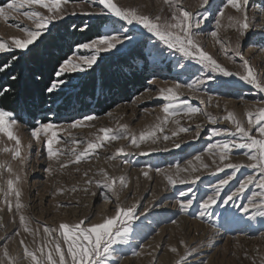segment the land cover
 Returning a JSON list of instances; mask_svg holds the SVG:
<instances>
[{"label":"rangeland","instance_id":"obj_1","mask_svg":"<svg viewBox=\"0 0 264 264\" xmlns=\"http://www.w3.org/2000/svg\"><path fill=\"white\" fill-rule=\"evenodd\" d=\"M9 2L10 0H0V6L6 7ZM114 2L121 7L135 8L138 12L151 17L170 15L164 0H114ZM181 3L194 15L207 18L200 31L210 33L212 30H217L220 40L232 46L239 43L244 57L260 79L264 80V0H249L247 15L250 28L244 36H239L237 28L231 26L227 19L228 16H239L234 9H225V17H219L218 11L222 0H208L203 6L201 0H181ZM34 7L42 15L48 14L46 9ZM101 7L93 0H69L68 3L61 5L63 18L53 20L48 26V32L43 33L29 46V49L0 53V56L14 54L16 57L25 58V54L31 49L41 48L45 39L51 37L62 25L69 23L70 29H77L78 33H86L88 30L91 32L87 38L79 37L73 40L71 50L61 63L69 59L74 64H83L81 56L97 55V61L91 69L85 72L65 73L61 78L68 80L69 84L62 86V90L47 92V95H56L53 103L49 101L51 96L43 107L47 110L51 109L48 110L49 112L39 114L35 119L28 117L24 120L26 119L24 118V121L13 116L16 124L12 130L21 139L22 155L29 153L28 161L24 166L26 175L20 185L21 202L24 205L21 212L30 219L33 229L39 228L40 234L35 237L36 242L33 243V236L19 228V214L15 213L14 205L13 212L7 211L4 192L0 191V209H3L0 211V237H5L0 240V249L7 244L10 254L19 258L20 264H31V261L23 256V247L19 245L21 239L25 240L30 250H35L43 242L44 226L58 227L64 222L76 224L80 220H85L87 224L89 219L92 223H100L103 219L115 215L116 195H118V202L122 206L138 205L136 212L139 219L133 222L129 243L114 246L115 256L118 259H113L109 264H264V218L257 216L255 219H249L255 209L249 206L247 213L243 210V206L247 205L246 197L258 189L249 186L242 196L234 197L227 204L223 203L243 179L249 174H255L251 168H241L229 184L223 186L217 202L201 216V212L204 211L201 208L202 203L214 193L215 186L220 180L232 173V169L228 168L223 172H217L218 166H221L219 156H211L206 151L207 144L225 138L214 137L210 140L211 130L232 129L231 122L223 120L228 112L234 113L246 122L248 111L264 108V94L240 81L236 76L224 77L201 67L194 61L187 60L180 53L156 41L142 29L137 34L136 42L132 45L120 46L118 51L97 53L94 50L78 49L77 45L121 27L122 22L116 18L97 14ZM27 10L30 9L23 8L21 13ZM73 12L76 14L73 15ZM85 12L92 14L84 15ZM217 19L221 20V27L218 29ZM17 23L21 27L35 28L31 20L23 15L7 22L0 18V40L10 42L13 37L25 38L20 30L9 27V24ZM85 24L88 27L80 31ZM61 33L56 37L60 38V43L65 41L66 44L68 39ZM200 40L204 50L222 67L234 72L243 71L239 58L229 59L220 49L215 38L204 35ZM150 51L153 55H149ZM130 55L142 58L147 66L146 77L141 84L129 90L124 97H116V92L108 94L112 99L110 103H105L104 107H98L94 98L88 101V106L82 110L76 97L82 82L97 76L98 69L110 75L112 69H118L120 66L118 62L122 58H131ZM13 61L16 59L11 58L10 67ZM139 61L140 59L130 62V67L137 65L138 70L143 72L144 64ZM56 79L54 75L53 81ZM197 80H204L205 83L200 85L198 90L195 86L188 87ZM177 84L181 85L178 89L175 88ZM161 88H173L180 102H187L201 111L195 114L181 113L176 117L169 115L167 123L163 126L164 131L157 132L155 143L148 139L137 148L131 144V135L128 138L108 140L89 152L78 164L68 163L67 167L61 168L62 163L73 159V149L80 154L84 152L89 142H96V136L103 135L99 131L101 128H110L118 132L121 126L127 125L128 132L138 138L142 132L150 130L163 120L166 115L163 112V105L166 102L159 99ZM98 94L100 90L97 87L94 90L95 97ZM69 95L72 96L68 102H65V97ZM60 105L59 112L57 106ZM204 112L209 113L217 122L212 124L209 116H205ZM88 114H94L98 119L85 121L77 128L54 129L60 139V143L53 145L55 149L60 150L58 159L48 160L43 136L40 142L31 137L30 130L36 126V121L68 125ZM5 123H9L8 118H5ZM197 125L200 126L198 137ZM180 127L190 130L173 136L172 133L178 131ZM164 135H168L170 139L164 140ZM72 138L77 142L73 143ZM177 143L180 144L179 148L175 147ZM12 146L14 141H8L7 137L0 133V149ZM119 149H124L130 155L109 159ZM142 150H150L151 154L139 156ZM37 152L40 153L39 156L36 155ZM242 152L243 150H234L225 163L244 165L251 163L247 157L240 154ZM197 155L201 156V161L195 160ZM122 160H127L129 163H122ZM213 160L216 162L213 163ZM0 163L10 164L14 171L20 170L19 161L14 160L11 153L0 151ZM203 164H207L208 167L204 168ZM49 165L53 169L51 174L45 171ZM148 166L153 170L149 171V177L145 178L142 170H147ZM193 167L197 170L193 171ZM156 168L165 169L166 174H157L154 171ZM104 173L117 179L114 185L115 193L107 192L97 186L104 182ZM8 175L6 171L3 172L4 178L0 179V188L6 189ZM167 176H171L175 184H170ZM120 177L125 178L127 187H122L118 183ZM195 177L199 179L194 184L180 183L181 180ZM89 180L92 183H88ZM181 192L186 195L181 196ZM105 195L109 199L105 200ZM190 196H194L193 204L186 212H181L180 203L186 202ZM173 220L175 223H172ZM16 231H20L21 235L15 236ZM172 248L177 251L172 252ZM134 251L140 254L133 255ZM188 251L192 252L191 256L187 255ZM184 257L187 259L185 260Z\"/></svg>","mask_w":264,"mask_h":264},{"label":"snow or ice","instance_id":"obj_2","mask_svg":"<svg viewBox=\"0 0 264 264\" xmlns=\"http://www.w3.org/2000/svg\"><path fill=\"white\" fill-rule=\"evenodd\" d=\"M69 0H10L6 7L0 6V18L6 22L10 19H15L16 16L23 15L25 18L31 20L35 26L34 29L29 27H21L20 24H9V27H14L24 33L25 38L13 37L10 42L0 40V53L15 52L16 49L25 50L29 49L43 33L48 32V26L55 19H62L63 13L61 11V5L68 3ZM94 3H98L102 7L99 10V15L111 16L116 18L121 23L119 29H114L113 32L98 35L90 41L77 45L78 49L94 50L95 52H110L118 51L120 46L132 45L137 41V34L139 30H143L155 38L156 41L162 43L170 50H175L180 53L182 57L187 60L194 61L201 67L208 68L214 73H218L224 77L236 76L240 81L245 84L251 85L259 92L264 93V80H261L258 74L254 71L250 62L244 57L240 51V44L236 43L235 46L222 41L218 37V31L212 30L210 33H204L200 31L202 24L207 19L206 17H200L194 15L183 7L181 0H164L168 5L170 12L169 16L156 15L151 17L149 15L138 12L135 8H125L119 6L114 0H93ZM249 0H222L220 9L218 11L219 17H225V9H234L239 14L238 17L228 16L231 26L237 28L239 36H244L247 30L250 28V23L247 15V5ZM208 0H201V5H206ZM34 6L46 9L47 15H42L40 11H37ZM27 8L30 10L23 11L21 9ZM73 15L76 13L73 12ZM84 15H91L92 13L85 12ZM217 29L221 27V20L216 21ZM88 26L85 24L80 28V31H84ZM204 35H210L215 38L216 43L223 50L224 54L229 59L238 57L241 63L242 72H234L222 67L212 55L204 50L200 37ZM232 53V55H229ZM149 55H153L150 51ZM13 56V59H16ZM80 59L83 64H74L71 60H64L60 67L57 69L54 80L47 88L49 93L62 90V86H67L69 81L62 79L67 72H85L87 69H91L97 61V55H84ZM10 64H5L0 67V71L10 67ZM15 79V77H12ZM154 83V81H153ZM205 83L204 80L193 81L188 85L189 88L195 86L196 90L199 86ZM181 85H175V88H179ZM8 89H0V95H3ZM159 99H162L166 103L163 105V112L166 114L163 120H160L154 127L146 132H142L137 138L134 134L128 132V126L123 125L119 128L118 132L110 128H101L99 131L103 133L102 136H96V142H89L87 148L83 153L77 154L75 149L72 151L73 159L68 160L61 164V168L67 167L68 163L78 164L81 160L85 159L87 154L100 147L105 141L116 140L119 138H128L131 135V144L137 148H140L141 143L148 139H151L153 143L156 142L157 132L164 131V125L167 123L168 116H179L181 113L195 114L200 112L199 108L191 106L187 102H180L179 97L174 92L173 88L159 90ZM211 99V98H209ZM203 103V101H201ZM110 115V113H109ZM205 116H209L210 122L215 124L216 119L210 117V114L204 112ZM246 122L239 119L234 113L228 112L223 117V120L230 121L232 129H220L213 128L210 133L209 139L214 137H225L222 140H216L209 143L206 146V151L211 156H219L220 165L217 168V172H223L225 168L232 169V173L226 178L221 179L219 184L215 186V191L212 195H209L207 199L202 203L201 208L204 210L201 212L203 216L209 207L217 202L220 192L223 186L229 184L236 173L240 172L241 168H251L253 174H249L243 179L238 188L232 191L227 198L223 201L227 204L232 201L234 197L242 196L249 186L258 189V191H252L249 196L246 197L247 205L243 206L245 213L248 212L249 206L255 209L253 215L249 216V219H255L257 216L264 218V108H258L254 111L250 110L246 113ZM5 118H8L9 123H5ZM98 119L94 114H88L82 116L79 119L74 120L68 125H57L55 122L44 123L42 121H36V126L30 130L31 137L37 142H40L43 136L45 150L49 161L58 159L60 153L59 149L53 147L54 144L60 143L57 132L54 129L58 127L77 128L84 124L85 121H93ZM159 119V118H158ZM177 124L179 121H176ZM16 121L13 118V113L0 109V133L5 135L8 141H14V146L3 147L0 151L4 153H11L14 160H18L20 164V170L14 171L10 164L0 163V179H3V172H7L9 175L6 178V189L0 188V191L4 192L5 204L8 212H13V205L15 213L19 214V228L24 233H28L33 236V243H35V237L40 234L39 228L33 229L31 227L30 219L22 214L21 210L24 205L21 202L22 189L20 185L23 183L24 166L26 165L29 153L22 155V142L21 139L14 134L12 128L15 126ZM199 125H197L196 136L200 135ZM190 129L180 127L178 131L172 133L173 136L178 135L179 132H187ZM164 140L170 139L168 135H164ZM67 142V139L65 140ZM72 142L77 141L72 138ZM176 148L180 147V144L175 145ZM167 150V149H165ZM234 150H243L242 155L247 157L251 163L237 164V163H225L232 156ZM151 154L150 150H142L139 152V156H148ZM40 155L39 152L36 153ZM130 155L124 149L117 150L113 156L109 159H115L117 156L127 157ZM196 161H201V156H195ZM216 161L213 160V163ZM122 163H129L127 160H122ZM191 164V161H189ZM207 168V164L202 165ZM171 167V166H170ZM178 167V166H177ZM153 169L148 166L147 170H142V174L145 178L149 177V171ZM179 170V169H178ZM193 171L197 169L193 167ZM49 174L53 169L51 165L45 169ZM154 171L157 174L165 173L166 170L162 168H156ZM23 173V174H22ZM87 175V174H85ZM104 175V182L97 186L107 192L115 193L114 185L117 183L116 178L109 177L106 173ZM170 184H175V180L171 176H167ZM199 177L191 178L188 180H181L180 183L194 184ZM88 183H92L91 180ZM118 183L122 187H127V181L125 178L120 177ZM86 191V189H85ZM96 195V193H93ZM181 196H185L186 193L181 192ZM105 200L109 199L105 195ZM117 203L115 205V215L103 219L100 223H92L88 220H80L79 223L70 224L67 222L60 223L58 227H43V242L35 250H30L24 239L19 241V245L23 247V256L31 261V264H109L113 259H118L115 256L114 246L127 245L129 243V237L133 231V222L139 219L136 209L137 204H133L130 207L122 206L119 201V196L116 195ZM194 196H190L186 202L180 203V211L186 212L193 204ZM3 211V209H0ZM172 223H175L173 220ZM15 236H20L21 232L16 231ZM5 237H0V240ZM11 239V237H8ZM183 243V241H181ZM172 252H176L175 248L171 249ZM37 253L40 255L38 256ZM138 251H134L133 255H139ZM188 256L192 255L191 251H188ZM186 260L187 257H184ZM0 264H20V260L17 257H13L7 244L0 249Z\"/></svg>","mask_w":264,"mask_h":264},{"label":"trees","instance_id":"obj_3","mask_svg":"<svg viewBox=\"0 0 264 264\" xmlns=\"http://www.w3.org/2000/svg\"><path fill=\"white\" fill-rule=\"evenodd\" d=\"M63 32V34L61 32ZM90 30L86 33H78L76 30L70 29V24L62 25L57 29L51 37L44 40L40 47L31 49L25 58L17 57L13 61L12 67L0 71V89H8L3 95H0V109L7 110L13 113V116L23 120L29 118H37L39 114L47 113L48 110L43 107L50 102H54L56 95H47V88L53 82V76L61 61L71 50L73 40L79 37H89ZM58 33L67 37L68 41L65 44L60 43ZM85 35V36H84ZM56 37V39L54 38ZM62 44H65L64 46ZM18 55V54H16ZM13 55L0 56V67L5 64H10ZM132 56V57H131ZM131 58H122L117 64L118 69H112L110 75L98 69L97 76L90 77L85 82H82L80 88L76 92L78 98L77 103L83 110L88 106V101L94 100L98 107H104L105 103H110L108 94L116 92V97H124L129 90L139 86L146 77L147 66L142 58L130 55ZM140 59L139 63H143V72L138 70V66L130 67V62ZM131 60V61H129ZM115 67V66H114ZM128 67V68H127ZM15 77L13 79L12 77ZM116 78V79H115ZM98 87L100 94L97 97L94 95V90ZM103 95V96H102ZM65 97V102L69 98ZM115 98V97H114ZM60 112L61 105L57 106ZM23 120V121H24Z\"/></svg>","mask_w":264,"mask_h":264},{"label":"bare ground","instance_id":"obj_4","mask_svg":"<svg viewBox=\"0 0 264 264\" xmlns=\"http://www.w3.org/2000/svg\"><path fill=\"white\" fill-rule=\"evenodd\" d=\"M264 94V93H263Z\"/></svg>","mask_w":264,"mask_h":264}]
</instances>
